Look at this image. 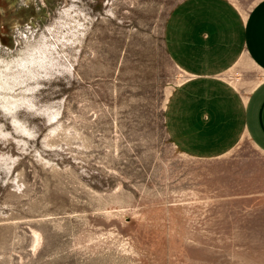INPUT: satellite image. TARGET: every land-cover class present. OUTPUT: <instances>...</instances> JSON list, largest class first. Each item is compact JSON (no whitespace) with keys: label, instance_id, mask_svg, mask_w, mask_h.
Wrapping results in <instances>:
<instances>
[{"label":"rangeland","instance_id":"374dc122","mask_svg":"<svg viewBox=\"0 0 264 264\" xmlns=\"http://www.w3.org/2000/svg\"><path fill=\"white\" fill-rule=\"evenodd\" d=\"M180 1L0 0V264H264V155L166 130ZM223 77L264 78L244 56Z\"/></svg>","mask_w":264,"mask_h":264},{"label":"crops","instance_id":"0c3cea01","mask_svg":"<svg viewBox=\"0 0 264 264\" xmlns=\"http://www.w3.org/2000/svg\"><path fill=\"white\" fill-rule=\"evenodd\" d=\"M164 38L170 59L188 77L165 111L177 147L212 159L245 138L264 155V78L243 94L223 77L243 56L264 77V0L246 15L229 0H182Z\"/></svg>","mask_w":264,"mask_h":264}]
</instances>
